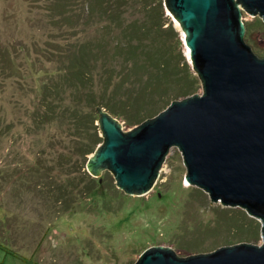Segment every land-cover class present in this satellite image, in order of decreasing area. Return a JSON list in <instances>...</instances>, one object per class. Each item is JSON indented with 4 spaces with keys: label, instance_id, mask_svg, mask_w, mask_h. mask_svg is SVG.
I'll list each match as a JSON object with an SVG mask.
<instances>
[{
    "label": "rangeland",
    "instance_id": "rangeland-1",
    "mask_svg": "<svg viewBox=\"0 0 264 264\" xmlns=\"http://www.w3.org/2000/svg\"><path fill=\"white\" fill-rule=\"evenodd\" d=\"M56 1L0 0V244L8 247L0 248V264H136L154 246L196 254L244 242L263 245L261 233L256 240L243 238L256 218L186 184L187 169L175 147L149 193L128 194L105 170L102 185L77 199L65 181V175L77 176L70 156L77 132L69 113L40 130L32 115L40 106V87L57 77L68 50L105 23H87L84 0H66L62 14L54 10ZM166 12L192 67L186 35ZM242 13L245 43L263 58L264 20ZM71 197L66 209L64 200Z\"/></svg>",
    "mask_w": 264,
    "mask_h": 264
},
{
    "label": "water",
    "instance_id": "water-1",
    "mask_svg": "<svg viewBox=\"0 0 264 264\" xmlns=\"http://www.w3.org/2000/svg\"><path fill=\"white\" fill-rule=\"evenodd\" d=\"M165 6L186 35L203 93L172 102L130 130L99 109L103 143L87 169L95 178L108 170L128 194H147L178 148L186 181L212 202L256 218L264 239V57L245 43L242 13L264 20V0H165ZM136 264H264V243L196 254L154 246Z\"/></svg>",
    "mask_w": 264,
    "mask_h": 264
},
{
    "label": "trees",
    "instance_id": "trees-1",
    "mask_svg": "<svg viewBox=\"0 0 264 264\" xmlns=\"http://www.w3.org/2000/svg\"><path fill=\"white\" fill-rule=\"evenodd\" d=\"M65 1H56L55 12L63 13ZM84 2L82 14L87 23L105 24L94 37L68 50L57 77L40 87V106L32 115L33 127L40 130L69 113L68 122L77 132L72 139L74 153L70 155L74 156L77 176L65 175V181L73 185L77 199L94 192L108 174L95 178L87 169L90 157L103 143L97 125L99 109L132 128L201 88L199 77L183 55L165 0ZM124 8L132 11L124 15ZM66 96L70 104L64 106ZM56 191L63 194L60 188ZM64 201L69 209L74 199ZM251 222L250 236H243L247 241L258 239L261 233L260 222ZM241 228L233 227L238 232L243 231ZM0 248L8 247L0 244Z\"/></svg>",
    "mask_w": 264,
    "mask_h": 264
},
{
    "label": "bare ground",
    "instance_id": "bare-ground-1",
    "mask_svg": "<svg viewBox=\"0 0 264 264\" xmlns=\"http://www.w3.org/2000/svg\"><path fill=\"white\" fill-rule=\"evenodd\" d=\"M188 57H189V59H190V50L188 49ZM186 184L188 185V186H190V184L188 183V182H186Z\"/></svg>",
    "mask_w": 264,
    "mask_h": 264
}]
</instances>
